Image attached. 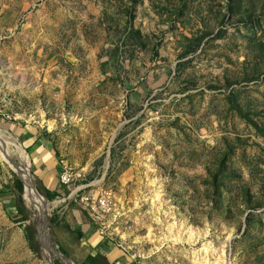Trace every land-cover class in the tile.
<instances>
[{
	"label": "rangeland",
	"instance_id": "obj_1",
	"mask_svg": "<svg viewBox=\"0 0 264 264\" xmlns=\"http://www.w3.org/2000/svg\"><path fill=\"white\" fill-rule=\"evenodd\" d=\"M20 129L83 181L36 194ZM0 171V264H81L76 213L132 264H264V0H0Z\"/></svg>",
	"mask_w": 264,
	"mask_h": 264
},
{
	"label": "crops",
	"instance_id": "obj_2",
	"mask_svg": "<svg viewBox=\"0 0 264 264\" xmlns=\"http://www.w3.org/2000/svg\"><path fill=\"white\" fill-rule=\"evenodd\" d=\"M22 142L28 148L31 161L35 166L36 176L41 180L44 187L52 192L59 193V174L60 169L54 163L55 154L50 142H46L36 131L29 132L24 129L19 131ZM29 134V135H27ZM7 185L5 175L0 171V191L5 196V203H10L12 200L10 189L3 187ZM14 206V205H13ZM67 225L71 230L80 231L83 238H89L87 242L92 253H100L113 264H132L131 260L122 252H120L114 244L103 240L96 236L92 228L85 223L83 216L79 214H71L70 220H67Z\"/></svg>",
	"mask_w": 264,
	"mask_h": 264
},
{
	"label": "built area",
	"instance_id": "obj_3",
	"mask_svg": "<svg viewBox=\"0 0 264 264\" xmlns=\"http://www.w3.org/2000/svg\"><path fill=\"white\" fill-rule=\"evenodd\" d=\"M84 174L82 171L70 169L64 166L59 174V184L63 187L70 188L76 182L83 181ZM88 185L82 186L76 195L75 204L84 211L94 224H99L112 211V203L108 193H99L94 190H86Z\"/></svg>",
	"mask_w": 264,
	"mask_h": 264
},
{
	"label": "trees",
	"instance_id": "obj_4",
	"mask_svg": "<svg viewBox=\"0 0 264 264\" xmlns=\"http://www.w3.org/2000/svg\"><path fill=\"white\" fill-rule=\"evenodd\" d=\"M38 184L39 185L36 184V188H37L38 192L40 194H42L48 201H52L55 198L59 197V194H57L56 192H52L49 189H47L46 187H44L39 178H38ZM14 191L16 193L15 206H14L16 213L20 216L21 222L29 221L28 211L25 208L24 201L22 198V194H23L22 183H18V185H16V187L14 188ZM65 228L67 230L71 231V229L67 225V223L65 224ZM25 236H26V240H27L30 248L33 251H36L35 229H34V226L32 224H29L28 226H26ZM59 251L63 255H66V253L62 249H59ZM55 264H59V262L55 261ZM81 264H113V263L109 262L108 259L106 257H104L103 255H101L100 253H90L89 255H87L84 258V260L81 262Z\"/></svg>",
	"mask_w": 264,
	"mask_h": 264
},
{
	"label": "bare ground",
	"instance_id": "obj_5",
	"mask_svg": "<svg viewBox=\"0 0 264 264\" xmlns=\"http://www.w3.org/2000/svg\"><path fill=\"white\" fill-rule=\"evenodd\" d=\"M2 142V141H1ZM18 157H20L21 159H25V154L23 153V152H21L20 150H18ZM15 166V165H14ZM16 167V166H15ZM17 168V167H16ZM19 169V168H18ZM20 171V173H21V175H22V179H23V183H24V185L28 188V184H27V182H26V179H25V173L22 171V170H19ZM29 176H30V178H31V173L29 172ZM30 192V191H29ZM35 199V198H34ZM40 218V219H39ZM39 218H38V221H37V223L40 225V223H41V221H42V217L41 216H39ZM41 245L45 248V250H46V243H45V241L43 242V244H42V242H41ZM46 252H48L47 254H46V256H50V253H49V251H46ZM57 256H59L58 254H57ZM67 264H68V262H66Z\"/></svg>",
	"mask_w": 264,
	"mask_h": 264
},
{
	"label": "water",
	"instance_id": "obj_6",
	"mask_svg": "<svg viewBox=\"0 0 264 264\" xmlns=\"http://www.w3.org/2000/svg\"><path fill=\"white\" fill-rule=\"evenodd\" d=\"M35 191H36V194H39L37 188L35 189ZM36 232H37V229H36ZM64 262H65V261H64ZM49 264H55L54 261H53V259H50V260H49ZM66 264H67V263H66Z\"/></svg>",
	"mask_w": 264,
	"mask_h": 264
}]
</instances>
